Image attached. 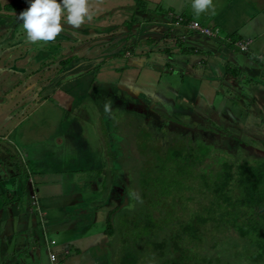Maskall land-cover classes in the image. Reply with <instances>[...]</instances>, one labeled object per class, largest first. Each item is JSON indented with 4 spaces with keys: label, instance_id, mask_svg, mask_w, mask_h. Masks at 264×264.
Segmentation results:
<instances>
[{
    "label": "crops",
    "instance_id": "obj_1",
    "mask_svg": "<svg viewBox=\"0 0 264 264\" xmlns=\"http://www.w3.org/2000/svg\"><path fill=\"white\" fill-rule=\"evenodd\" d=\"M15 1L0 0V141L12 146V155L0 149V176L5 170L8 177L22 178L23 189L21 196L8 195L0 203L4 233L0 236V264H12L13 253L14 257L26 256L29 264H116L111 257L115 223H119L115 220L128 207L122 187L114 182L122 174L115 170L107 185V169L98 162L100 150L92 147L82 128L71 120L73 110L81 108L80 101L89 98L96 103L117 91L143 99L145 104L135 103L131 108L143 116L146 112L139 108L147 109L146 104L159 92L161 73L171 76L176 58L181 57L182 88L174 95L185 98L177 106L183 115L190 111L201 119L198 110L206 116L211 112L212 122L220 125L217 115L224 112L229 125H240L243 130L234 119L243 112L231 105L237 90L241 93L244 86L242 99L252 94L253 107L246 105L248 109L257 108L264 114V103L256 102H264V85L260 88L256 78L264 79V0H212L198 15L192 0H89L90 22L74 29L62 21L66 33L54 42L35 44L27 41L17 18L20 6V10H5ZM24 2L28 5V0ZM190 22L217 30V35L185 29ZM236 42H249L247 50L234 47ZM62 44L66 47H60ZM217 53L219 61L212 59ZM62 59L69 62L61 68ZM236 69L245 78L239 84L235 79L239 77L231 78ZM227 77L221 96L218 82ZM249 83H255L258 90L251 92ZM42 110L48 118L36 122ZM65 115L68 118L63 124ZM64 138V147L74 153L70 156L62 147L67 159L58 161L48 145L59 146ZM26 157L30 160L25 164ZM75 162L85 164L68 167ZM32 193H36L37 211L30 202ZM17 228L19 238H9ZM50 241L55 242L49 247L55 262L48 256ZM121 259L119 264L128 263ZM18 262L16 259L14 264Z\"/></svg>",
    "mask_w": 264,
    "mask_h": 264
},
{
    "label": "rangeland",
    "instance_id": "obj_2",
    "mask_svg": "<svg viewBox=\"0 0 264 264\" xmlns=\"http://www.w3.org/2000/svg\"><path fill=\"white\" fill-rule=\"evenodd\" d=\"M15 2L17 6H12V9H19L20 6L21 10H25V7L28 6L25 4L24 0H16ZM0 9H2L1 5ZM186 26L185 29L190 30V28ZM64 32H67L66 29H64ZM66 42L65 45L67 46L68 43ZM66 46L63 44L60 45V47ZM181 53L187 55L185 52ZM180 58H176L178 61L175 66L177 67L171 76L163 72L161 73L162 80L159 87L163 90L160 91L158 88L159 92L151 102L149 101L148 104H146L147 109L144 107L139 108L140 110L141 108L144 109L141 110V112H146L143 116L138 115L136 110L133 111V109H131L135 103L145 104V102L142 101L143 99L136 98L134 94L131 95L130 93L124 92L120 94V92L117 91L115 92V96L113 95L110 98L103 97L102 99H98L96 103L89 98L84 101V103L80 101L82 105L81 108L73 110V114L70 116L71 120L75 121V123L82 128L83 137H88L92 147L99 148L100 158L98 162L101 161L102 163L99 164L107 169V175L104 179L107 185L113 180L116 171L122 174L121 179L118 177L119 179L117 178L114 182L117 183L118 187H122L124 206L128 207L123 209L121 215L115 220H119V223H115L116 230L114 237L116 242H114V248H111V250L113 249L111 251V257L116 259V264H119L118 260L120 257L122 259L126 258L129 264H164L167 259L171 260L174 256L172 253H170L171 258H169L170 256L168 254L163 257L158 255L160 250H155L156 243H160L164 237L167 239L169 231H174L178 224H183L191 220L196 208L201 206L208 197L210 198L209 195H204L205 198L202 200V197L198 193V191L202 190L201 186L199 182L196 180L193 181L191 178L184 182L186 185H192L191 190H187L181 195L173 194L169 197L160 194L161 189L152 190L151 192L148 190L149 188L145 189L146 187L144 188V186H141L144 182L140 179L141 176L139 173H146L151 163H156L157 154H155L156 150L153 149V146L162 157H165L164 153L168 151L167 148L170 149L172 147L170 144L174 141H177L175 146L184 145L193 147L194 151L198 153L199 151H204L206 148L205 146L200 147L202 144L196 142L198 134L202 135V139H198L200 142L205 141L211 143L215 148L212 152V157L207 155L210 163L212 161L221 163L223 158V160L228 161V163L237 166L244 161H253L250 159L264 158V131L262 130L264 128V114H260L257 108L248 109L246 105H251L253 107V103H250L252 94L247 92V97L245 95L242 99L245 89L244 86L242 87L241 93L237 90L239 94H236L235 97L234 94H229L234 97L232 98L234 102L231 101V105H234L236 111L239 110L243 112L241 115H234L235 121H239L242 124L243 130L239 129L241 128L240 125H229L227 120L228 117L224 115V112H220L217 115L221 123L217 135L201 128V126L212 123V120H209L211 112L210 116H206L205 114L207 113L198 110L197 113L202 117L201 119L195 116V114L189 113L190 111L183 115L182 111L177 106L182 104L185 98L183 96L176 98L174 95V93H177V91L179 92L182 88L179 72H182L183 69H180L178 66H181L184 62H182ZM213 58L219 61L221 60V55L217 53L212 56V59ZM61 61L64 62L65 60L62 59ZM197 70L198 72H202L199 68ZM232 70L234 69L232 68ZM240 73L241 70H237V72H234L231 76V78H234L233 76L239 77L235 78L236 80L238 79L237 83L245 79ZM257 74L261 73L257 72ZM256 78L260 83L258 86L261 88L264 85V79H260L259 75H256ZM229 79L230 78L227 77L224 81L225 83L222 81L218 82L220 83V86L218 85L219 87L217 88L218 94L225 93L223 90ZM55 80V77H53V82ZM55 83L57 84V82ZM258 86L252 83L249 88L251 92H253L258 90ZM229 95L227 96L228 98L224 97L230 101L229 98H231V96ZM219 100L220 99L217 98L216 102ZM256 102L259 104L264 103L262 99L256 100ZM106 104L109 105L108 111H105ZM47 105L49 106L50 103ZM177 109H179V111H175ZM130 110L132 112H129ZM64 117L65 118L62 120L63 124L66 123L68 115ZM45 118H48V113L42 110L38 119L36 118V122L40 123ZM30 120H33V117L30 118ZM46 121L49 123L48 120ZM179 136L182 137V139H177ZM65 141L66 139L64 138L63 144L59 146L54 145L53 142L48 145V148L51 149L58 161H65L67 159V155H64V152L61 151L62 147L68 155L71 156L74 153V151H70L64 147ZM10 148H12V146L7 142L0 141V149L5 155L6 152L12 155L9 151ZM245 151L248 156L244 154ZM170 152L171 151H168L167 154ZM31 153L32 152H30V154ZM29 160L30 158L26 157V160L24 159L25 164L26 161L28 162ZM49 163L48 160V164ZM25 164L22 163L20 165L21 170H24ZM84 164V162H75L68 167L77 168L82 165L84 166ZM54 166L55 169L58 168L59 163ZM7 175V171L4 170L3 174L0 176H5L4 178H0V203L8 200V195H22L23 187L22 184H20L22 178H12ZM10 188L13 189L11 192H9ZM6 189H8V191ZM189 195H192L191 200H187V196ZM149 220H154L153 224L157 223L160 226V230L153 228V235H151L152 238L150 240L148 237L149 234L152 233L149 231ZM163 220H168V224L165 227L166 229H162ZM15 231L16 234H12L9 238H19L17 235L18 228ZM3 234L2 228H0V236H4ZM219 234L221 233H218V235ZM229 237L231 238L230 242L226 241V239L218 238L217 240L222 241V244L217 245L216 248H210V245H206V242L205 245L202 244V246L190 248L189 263L192 264L194 261L193 256H195L198 264H207V262H202V258L209 259L211 264H232L234 260L233 253L235 252V248L233 247L234 238L233 236ZM154 238L155 240H153ZM184 243L185 241L182 240L181 243H179L180 247H183ZM10 244H12V242L8 245ZM1 247L2 243L0 242V248ZM168 247L170 248L169 242ZM8 248L10 249L11 247ZM12 258L14 259L12 264H14L16 259H19L18 264H29V260L26 256L19 257L16 254L14 257L13 253ZM216 259H218V261Z\"/></svg>",
    "mask_w": 264,
    "mask_h": 264
},
{
    "label": "trees",
    "instance_id": "obj_3",
    "mask_svg": "<svg viewBox=\"0 0 264 264\" xmlns=\"http://www.w3.org/2000/svg\"><path fill=\"white\" fill-rule=\"evenodd\" d=\"M15 3L5 7V10H17L18 8L12 9V6H17ZM68 62H60L61 68ZM201 128L216 134L220 125L212 122ZM177 139L182 137L179 136ZM198 139L201 140L202 135L197 134L196 142L202 144L200 147H206L204 151L198 153L193 147L175 146L177 141H174L170 144L172 147L167 148L171 152L167 154V151L164 153L165 157H162L153 146L157 154L156 163H151L146 173H139L140 179L144 182L141 186L149 188L151 192L161 189L160 194L168 197L173 194L181 195L191 190L192 185L184 183L191 178L199 182L202 190L198 193L202 200L205 198L204 195L210 196L204 201L205 205L203 202L196 208L191 220L178 224L174 231H169L167 239L164 237L160 243H156L155 250H160L158 254L160 257L174 254L173 258L170 256L171 260L167 259L164 264H190V248L205 245V242L210 248H216L222 244L218 238L230 242L229 236H233L235 252L232 264H264V158L250 159L253 161H244L237 166L223 158L221 163L213 162L212 159L213 163H210L207 155L212 157L215 148L213 144L200 142ZM244 154L247 155V152ZM191 196H187V200H191ZM152 221H147L149 231L152 233L149 234V240L152 238L153 228L160 230V226L157 223L153 224L154 220ZM162 224V229H166L168 220H163ZM182 240L185 243L180 247L179 243ZM193 258L192 264H198L195 256ZM124 260L127 263V259ZM202 262L211 264L206 258H202Z\"/></svg>",
    "mask_w": 264,
    "mask_h": 264
},
{
    "label": "clouds",
    "instance_id": "obj_4",
    "mask_svg": "<svg viewBox=\"0 0 264 264\" xmlns=\"http://www.w3.org/2000/svg\"><path fill=\"white\" fill-rule=\"evenodd\" d=\"M212 0H192L197 15L207 10ZM30 43L54 42L64 31L62 21L74 29L93 19L89 0H28V7L17 17ZM109 105H105V111Z\"/></svg>",
    "mask_w": 264,
    "mask_h": 264
},
{
    "label": "built area",
    "instance_id": "obj_5",
    "mask_svg": "<svg viewBox=\"0 0 264 264\" xmlns=\"http://www.w3.org/2000/svg\"><path fill=\"white\" fill-rule=\"evenodd\" d=\"M187 28H190V30L192 31H199L207 36H215L217 35V30H215L214 32L210 31V30H207V29H203L201 27H199L197 24L193 23V22H190L187 24L186 26ZM182 39L184 40L185 37L183 36ZM234 47L238 48L240 51H246L247 50V46L249 45V42H246V43H240V42H236L233 44ZM30 202H31V205H32V208L35 209L36 211L39 210L38 208V202H37V198H36V193H32L31 196H30ZM54 241H50L48 242L49 245H47V248H48V256H49V259L51 262H55L56 260V256L54 255V253H52L50 250H49V247L51 245H54Z\"/></svg>",
    "mask_w": 264,
    "mask_h": 264
}]
</instances>
